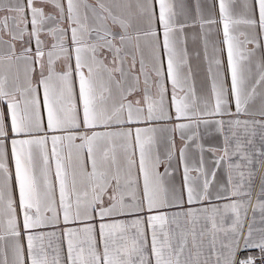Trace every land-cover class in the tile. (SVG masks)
I'll return each mask as SVG.
<instances>
[{"label":"snow or ice","instance_id":"6c2138e0","mask_svg":"<svg viewBox=\"0 0 264 264\" xmlns=\"http://www.w3.org/2000/svg\"><path fill=\"white\" fill-rule=\"evenodd\" d=\"M257 128L264 0H0V264H264Z\"/></svg>","mask_w":264,"mask_h":264},{"label":"crops","instance_id":"0c3cea01","mask_svg":"<svg viewBox=\"0 0 264 264\" xmlns=\"http://www.w3.org/2000/svg\"><path fill=\"white\" fill-rule=\"evenodd\" d=\"M192 47L193 45L190 42L189 48L191 49ZM200 134H201V142L204 143L206 146L208 144H212L213 146H216V147H223V137L220 136V134L217 133L214 128H209L207 130H205L204 128H201ZM262 135H264V130L257 128L256 135L252 137L255 148L261 147L262 145L261 136ZM208 155L211 156L210 153ZM233 159L235 160L237 158L234 157ZM260 171L264 172V167H261ZM258 179H259V173H257V180L256 182H254L252 197L248 203L247 217L245 220V227H247V223L249 221H253L254 229L264 228V220L261 219V216L264 215V210H261L259 207L255 208L254 210V207H253L254 205L257 204L258 199L260 201H264V197H257ZM245 254L257 256V255H260L261 252H260V249L258 248H252V249H247Z\"/></svg>","mask_w":264,"mask_h":264},{"label":"built area","instance_id":"2783aa9c","mask_svg":"<svg viewBox=\"0 0 264 264\" xmlns=\"http://www.w3.org/2000/svg\"><path fill=\"white\" fill-rule=\"evenodd\" d=\"M261 255L262 254H260V255H257V256H254V257H256L257 259H256V264H259V259L261 258Z\"/></svg>","mask_w":264,"mask_h":264}]
</instances>
